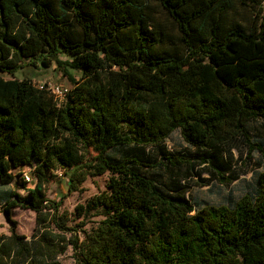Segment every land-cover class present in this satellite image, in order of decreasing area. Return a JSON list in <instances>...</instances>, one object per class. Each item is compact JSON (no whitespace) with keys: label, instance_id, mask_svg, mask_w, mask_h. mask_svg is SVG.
<instances>
[{"label":"trees","instance_id":"16d2710c","mask_svg":"<svg viewBox=\"0 0 264 264\" xmlns=\"http://www.w3.org/2000/svg\"><path fill=\"white\" fill-rule=\"evenodd\" d=\"M241 3L248 25L226 20L233 4L221 0H0V183L25 180L32 164L35 179L2 205L12 225L0 264H61L67 244L75 264H264V171L232 205L189 198L202 173L223 185L237 178L231 140L264 156V0ZM53 63L71 83L59 104L46 83L15 77ZM174 131L181 150L166 147ZM56 168L69 171V192L110 173L105 190L75 206L81 224L100 217L81 239L50 230H74L66 212H49L57 202L46 204ZM12 207L35 212L32 241L16 233Z\"/></svg>","mask_w":264,"mask_h":264},{"label":"rangeland","instance_id":"374dc122","mask_svg":"<svg viewBox=\"0 0 264 264\" xmlns=\"http://www.w3.org/2000/svg\"><path fill=\"white\" fill-rule=\"evenodd\" d=\"M221 6H224L228 1L233 4L225 13L226 20L239 21L244 25L251 22V12L248 8L243 7L242 0H221ZM246 1V0H244ZM154 19L160 24L161 28L172 35H175V26L170 18L163 12L159 6H155L152 12ZM60 59L65 60V55H60ZM53 63L50 67H43L41 65L33 66L26 65L22 69L15 72L16 78H31L32 82L37 84H52L59 85L63 88L69 89L71 83L69 79L62 74L58 67ZM74 77L79 76V72L72 71ZM8 78L9 76H5ZM58 104L60 99L57 100ZM256 137H251L255 140ZM166 147L173 150H181L185 147V143L179 135L178 131H174L165 141ZM227 153L228 161L231 164V174L236 175L237 178L229 183L223 185L218 183L207 173H202L200 179H193L190 181L191 189L189 193L190 200L196 204H213V205H232L239 197L244 194H254L257 189L256 176L259 172L264 171V156L257 150H249L241 139H233L224 146ZM154 148L150 149L152 152ZM95 155V152L89 150L85 152V159L90 160ZM31 166H26L21 169V172L27 173L30 180H23L20 176L14 175L13 180L8 184L0 183V234L9 235L10 221H7L4 212H2L3 203L12 197L11 194L17 193L21 198L27 196V189L33 187L35 179L31 177ZM62 168H56L49 172L50 180L45 184V194L49 202L50 200L57 202L56 210L49 209V212H56L57 215L66 212L68 221L66 226L74 229L71 231H63L58 226L51 224L50 230L65 236V239L72 238L76 234L80 239L85 232H89L91 228L95 227L100 217H91L85 224H81V218L75 214V206L85 203L92 196L105 190L106 182L110 176L109 172L101 175H87L86 179L80 183L78 190L69 192L67 190L69 171ZM61 172L62 174H59ZM15 174V173H14ZM10 219L15 222V231L22 235L25 240L32 241L33 233L35 231V212L29 208L12 207L10 210ZM71 244H67L63 253L58 254L56 259L61 264H75L74 253Z\"/></svg>","mask_w":264,"mask_h":264},{"label":"built area","instance_id":"2783aa9c","mask_svg":"<svg viewBox=\"0 0 264 264\" xmlns=\"http://www.w3.org/2000/svg\"><path fill=\"white\" fill-rule=\"evenodd\" d=\"M47 85H48L47 89L53 94V96L56 99L62 100L65 97L66 93L68 92L67 88H63L59 85H52V84H47ZM40 87H43V85L40 84ZM59 174H61V172H59ZM23 177L26 181L30 180V176L27 173H24Z\"/></svg>","mask_w":264,"mask_h":264}]
</instances>
